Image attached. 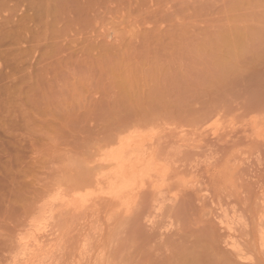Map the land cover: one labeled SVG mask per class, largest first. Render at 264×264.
Here are the masks:
<instances>
[{
  "label": "rangeland",
  "instance_id": "374dc122",
  "mask_svg": "<svg viewBox=\"0 0 264 264\" xmlns=\"http://www.w3.org/2000/svg\"><path fill=\"white\" fill-rule=\"evenodd\" d=\"M0 264H264V0H0Z\"/></svg>",
  "mask_w": 264,
  "mask_h": 264
},
{
  "label": "bare ground",
  "instance_id": "6f19581e",
  "mask_svg": "<svg viewBox=\"0 0 264 264\" xmlns=\"http://www.w3.org/2000/svg\"><path fill=\"white\" fill-rule=\"evenodd\" d=\"M145 154H146V153H143V155H145ZM129 155H130V153H129ZM132 156H133V154H132ZM132 156H131V157L129 156V159H131ZM134 158H135V157H134ZM134 158H133V159H134ZM134 160H135V159H134ZM131 161H132V160H131ZM105 162H106V161H105ZM151 162H153V161L151 160ZM114 163H115V162H114ZM149 165H150V164H149ZM146 167H147V166H146ZM128 168H129V167H128ZM149 168H150V166H149ZM129 169H130V168H129ZM145 169H148V167L145 168ZM127 170H128V169H127ZM130 170H131V169H130ZM142 171H143V170H142ZM142 171H141V172H142ZM146 171H147V170H146ZM149 171H150V170H149ZM126 173H127V172H126ZM143 173H145V172H143ZM108 174H109V172H108ZM127 174H128V173H127ZM129 174H130V173H129ZM146 174H147V172L145 173V175H146ZM103 175H104V174H103ZM116 176H117V175H116ZM140 176H141V175H140ZM147 176H148V174H147ZM101 177H102V176H101ZM109 178H110V177H109ZM116 178H119V182H120V177H116ZM141 179L143 180V179H145V178H143V176H141ZM106 181H107V180H106ZM106 181H105V183H106ZM112 181H113V180H112ZM114 181H115V183H116V180H114ZM133 182H134V178H133ZM100 183H101V182H100ZM115 183H114V185L117 184V186H118L119 183H116V184H115ZM120 183H121V182H120ZM122 184H123V183H122ZM114 185H113V186H114ZM120 185H121V184H120ZM131 185H132V184H131ZM102 186H103V185H102ZM110 186H111V185H110ZM95 187H96V186H95ZM95 187H94V188H95ZM87 188H89V187H87ZM96 188H97V187H96ZM119 188H120V187H119ZM104 190H105V189H104ZM118 192H119V191H118ZM76 193H77V192H76ZM80 196H81V195H80ZM101 196H102V195H101ZM106 196H107V195H106ZM111 196H112V195H111ZM96 197H97V196H96ZM77 198H80V197L78 196ZM71 199H72V198H71ZM83 199H84V198H83ZM81 200H82V198H81ZM81 200H80V201H81ZM82 201H83V200H82ZM95 201H96V200H95ZM103 201H104V200H103ZM74 202H76V201H74ZM99 203H100V202H99ZM79 205H80V203H79ZM87 209H88V208H87ZM90 210H91V209H90ZM95 211H96V209H95ZM93 215H94V214H93Z\"/></svg>",
  "mask_w": 264,
  "mask_h": 264
}]
</instances>
